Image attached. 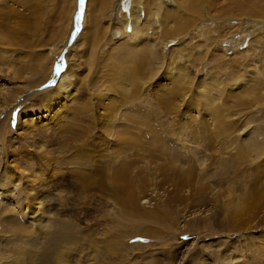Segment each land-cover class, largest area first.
<instances>
[{
	"label": "rangeland",
	"instance_id": "374dc122",
	"mask_svg": "<svg viewBox=\"0 0 264 264\" xmlns=\"http://www.w3.org/2000/svg\"><path fill=\"white\" fill-rule=\"evenodd\" d=\"M143 1L0 0V264H264V0Z\"/></svg>",
	"mask_w": 264,
	"mask_h": 264
},
{
	"label": "bare ground",
	"instance_id": "6f19581e",
	"mask_svg": "<svg viewBox=\"0 0 264 264\" xmlns=\"http://www.w3.org/2000/svg\"><path fill=\"white\" fill-rule=\"evenodd\" d=\"M129 1H130L129 3H130L132 6L135 5V7L138 6V3H142V5H141V6H142V11H144L143 9H145V4H143V2H144L143 0H129ZM147 1H148V0H147ZM167 2H170V0H167ZM144 3H147V2H144ZM125 4H126V3H125ZM153 8H154L155 10L158 11V8H157L156 6H153ZM188 9L191 10V11H194V10H195V8L192 7V6L188 7ZM131 11H132V10H131ZM139 12H140V11H137V10L134 11V13L136 14V16H137V14H138ZM263 12H264V11H263ZM138 15H139V14H138ZM127 18H128V19L132 18L131 15H130V12L128 13ZM126 29H127V27H126ZM61 79H62V78H61ZM167 105H168V103H167ZM133 121H134V120H133ZM140 121H141V120H140ZM119 174H122V173H119ZM115 175H116V174H115ZM119 177H121V176L119 175ZM30 181H31V180L29 179V181H28V190H30V188H29V185H30V183H31ZM28 190H27V191H28ZM34 199H35V198L33 197V200H34ZM36 199H37V198H36ZM37 201H38V200H37ZM38 202H39V201H38ZM37 205H38V206H35V207H36V211H37V209L40 210V208H41V205H40L39 203H38ZM27 206H28V204H27ZM0 207H1V205H0ZM24 208H25V207H24ZM22 209H23V208H22ZM28 210H29V209H28ZM7 211H8V209H5V208H1V209H0V212H2V214L8 213ZM15 211H16V210H15ZM13 213L16 214V212H13V210L10 209V210H9V214L12 215ZM36 213H37V212H36ZM20 214H21V213H20ZM34 214H35V213H34ZM6 218H7V217H6ZM38 218H39V217H38ZM17 220H18V219H17ZM35 220H36V219H35ZM50 220H51V219H50ZM2 221H3V220H2ZM8 221H9V220H8ZM9 222H10V221H9ZM24 222H25V221H24ZM2 223H4V222H2ZM5 223H8V222H5ZM10 223H11V222H10ZM13 223H14V222H13ZM14 224H15V223H14ZM40 224H41V223H40ZM46 224H47V223H46ZM10 225H11V224H10ZM12 225H13V224H12ZM16 225H17V223H16ZM35 225H36L35 223H34V224H31V229H32L33 227H35ZM63 225H64V224H63ZM17 226H19V225H17ZM45 226H46V225H45ZM13 227H14V226H13ZM15 227H16V226H15ZM15 227H14V228H15ZM21 227L24 228V226H22V225H21ZM23 228H22V229H23ZM27 228H28V227H27ZM27 228H26V229H27ZM40 228H41V227H40ZM63 229H64V228H63ZM3 230H4V229H3ZM3 230H2V229L0 230V234H2L1 232H2ZM7 230H8V229H7ZM17 230H18V232H14V233H13L12 235H10V236H15V237H16V236H19L18 233H20V232H19L20 230H19V229H17ZM27 230H28V229H27ZM32 230H33V229H32ZM32 230L29 229L28 231L31 232ZM41 230H42V229H41ZM37 231H38V230H37ZM33 232H34V231H33ZM58 232H59V231H58ZM31 233H32V232H31ZM55 233H56V232H55ZM55 233H54V237H55ZM64 233H65V232H64ZM4 234H5V237H6L7 234H6V231H5V230L3 231V234H2V235H4ZM39 234H40V233H39ZM30 235H31V234H30ZM41 235H42V234H41ZM64 235H65V234H64ZM31 236H33V235H31ZM56 236H57V235H56ZM3 237H4V236H3ZM15 237H14V238H15ZM38 237H39V236H38ZM63 237H64V236H63ZM56 238L61 239L62 236L60 235V237H59V235H58ZM59 239H58V240H59ZM56 244H57V243H56Z\"/></svg>",
	"mask_w": 264,
	"mask_h": 264
},
{
	"label": "snow or ice",
	"instance_id": "6c2138e0",
	"mask_svg": "<svg viewBox=\"0 0 264 264\" xmlns=\"http://www.w3.org/2000/svg\"><path fill=\"white\" fill-rule=\"evenodd\" d=\"M80 3H81V7H83L84 0H80ZM79 19H80V17L78 16L77 21H79Z\"/></svg>",
	"mask_w": 264,
	"mask_h": 264
}]
</instances>
